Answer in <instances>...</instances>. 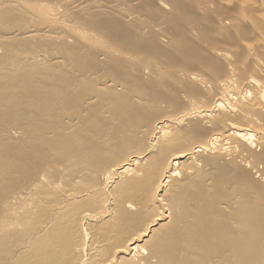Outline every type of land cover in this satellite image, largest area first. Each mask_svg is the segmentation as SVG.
<instances>
[{"label": "bare ground", "instance_id": "1", "mask_svg": "<svg viewBox=\"0 0 264 264\" xmlns=\"http://www.w3.org/2000/svg\"><path fill=\"white\" fill-rule=\"evenodd\" d=\"M0 87V264H264V0H0Z\"/></svg>", "mask_w": 264, "mask_h": 264}, {"label": "rangeland", "instance_id": "2", "mask_svg": "<svg viewBox=\"0 0 264 264\" xmlns=\"http://www.w3.org/2000/svg\"><path fill=\"white\" fill-rule=\"evenodd\" d=\"M28 74H30L29 71H27V75ZM7 87H11L13 89L14 93H15V88H17V90H19V83L16 82V86L11 85V86H7ZM19 92H20V90H19ZM13 104H14V102L12 104L11 103H7V104L2 106L4 111H6L7 113L5 115H3V116H0V134H1L2 131L7 129L6 126H12L13 125V120H14V117H15L13 109H12V105ZM259 254L264 256V240L259 242Z\"/></svg>", "mask_w": 264, "mask_h": 264}]
</instances>
